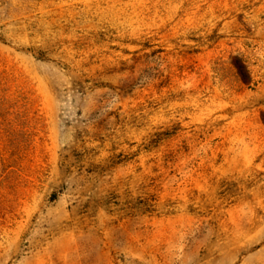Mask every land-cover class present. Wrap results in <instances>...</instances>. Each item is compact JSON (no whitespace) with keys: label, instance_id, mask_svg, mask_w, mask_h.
Returning <instances> with one entry per match:
<instances>
[{"label":"rangeland","instance_id":"obj_1","mask_svg":"<svg viewBox=\"0 0 264 264\" xmlns=\"http://www.w3.org/2000/svg\"><path fill=\"white\" fill-rule=\"evenodd\" d=\"M0 164V264H264V0H0Z\"/></svg>","mask_w":264,"mask_h":264},{"label":"trees","instance_id":"obj_2","mask_svg":"<svg viewBox=\"0 0 264 264\" xmlns=\"http://www.w3.org/2000/svg\"><path fill=\"white\" fill-rule=\"evenodd\" d=\"M245 82H247V79H245ZM0 173H1V164H0Z\"/></svg>","mask_w":264,"mask_h":264}]
</instances>
